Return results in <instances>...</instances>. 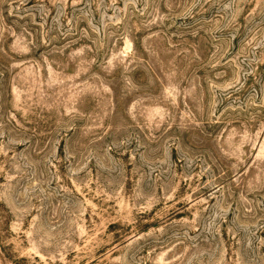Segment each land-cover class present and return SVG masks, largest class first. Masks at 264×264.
Segmentation results:
<instances>
[{"label":"rangeland","instance_id":"1","mask_svg":"<svg viewBox=\"0 0 264 264\" xmlns=\"http://www.w3.org/2000/svg\"><path fill=\"white\" fill-rule=\"evenodd\" d=\"M0 264H264V0H0Z\"/></svg>","mask_w":264,"mask_h":264}]
</instances>
